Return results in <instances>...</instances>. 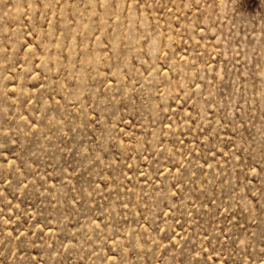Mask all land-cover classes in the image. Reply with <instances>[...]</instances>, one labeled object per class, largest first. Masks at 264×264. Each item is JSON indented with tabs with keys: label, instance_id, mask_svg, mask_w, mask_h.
Listing matches in <instances>:
<instances>
[{
	"label": "rangeland",
	"instance_id": "374dc122",
	"mask_svg": "<svg viewBox=\"0 0 264 264\" xmlns=\"http://www.w3.org/2000/svg\"><path fill=\"white\" fill-rule=\"evenodd\" d=\"M0 264H264V0H0Z\"/></svg>",
	"mask_w": 264,
	"mask_h": 264
}]
</instances>
